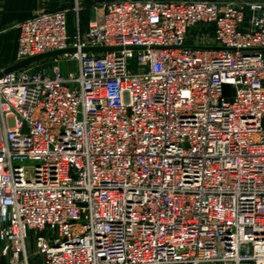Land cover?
Listing matches in <instances>:
<instances>
[{"label": "built area", "instance_id": "1", "mask_svg": "<svg viewBox=\"0 0 264 264\" xmlns=\"http://www.w3.org/2000/svg\"><path fill=\"white\" fill-rule=\"evenodd\" d=\"M69 13L0 77V264H264V2Z\"/></svg>", "mask_w": 264, "mask_h": 264}, {"label": "crops", "instance_id": "2", "mask_svg": "<svg viewBox=\"0 0 264 264\" xmlns=\"http://www.w3.org/2000/svg\"><path fill=\"white\" fill-rule=\"evenodd\" d=\"M77 1L94 9L97 4L108 0H0V73L15 66L18 62L21 23L39 12L71 7ZM83 22L86 24L88 21Z\"/></svg>", "mask_w": 264, "mask_h": 264}, {"label": "rangeland", "instance_id": "3", "mask_svg": "<svg viewBox=\"0 0 264 264\" xmlns=\"http://www.w3.org/2000/svg\"><path fill=\"white\" fill-rule=\"evenodd\" d=\"M223 1H236V0H223ZM255 1H259V0H255ZM77 3H79L81 5V7H80L81 9H80L79 15H77V12H76L77 11L76 10V8H77L76 4ZM63 9H69L70 10V13H69V24H70L71 30L75 29L76 20L78 19V16H79V20L81 21V23L83 25H86L88 22L85 24L83 21L84 20L89 21L91 19L92 15H93V13H94V11H93L94 9L89 8L84 3H81V2H78V1L75 4H73L71 7H67V8H63ZM70 65H71V67H73L74 70L77 69V65L75 63H72V64L65 63V68H67ZM2 264H6V263L3 262Z\"/></svg>", "mask_w": 264, "mask_h": 264}, {"label": "water", "instance_id": "4", "mask_svg": "<svg viewBox=\"0 0 264 264\" xmlns=\"http://www.w3.org/2000/svg\"><path fill=\"white\" fill-rule=\"evenodd\" d=\"M110 49H104V48H86L85 51H89V52H98V51H108ZM76 49L70 48V49H66V50H61V51H56V52H52V53H47V54H43V55H39V56H35L29 59H26L22 62L17 63L15 66L9 68L8 70H6L3 73H0V77L3 76L4 74L16 71L22 67H25L27 65H30L32 63H36L45 59H49L52 57H56V56H60L66 53H72L75 52Z\"/></svg>", "mask_w": 264, "mask_h": 264}]
</instances>
